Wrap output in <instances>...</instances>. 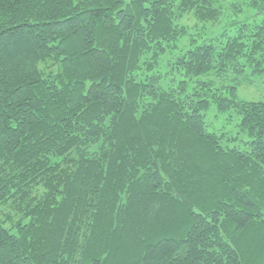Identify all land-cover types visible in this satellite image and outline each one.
<instances>
[{
    "label": "trees",
    "instance_id": "1",
    "mask_svg": "<svg viewBox=\"0 0 264 264\" xmlns=\"http://www.w3.org/2000/svg\"><path fill=\"white\" fill-rule=\"evenodd\" d=\"M229 1L0 0V264H264V0L206 36Z\"/></svg>",
    "mask_w": 264,
    "mask_h": 264
},
{
    "label": "rangeland",
    "instance_id": "2",
    "mask_svg": "<svg viewBox=\"0 0 264 264\" xmlns=\"http://www.w3.org/2000/svg\"><path fill=\"white\" fill-rule=\"evenodd\" d=\"M233 3V4H232ZM228 9L226 10L227 17H223L219 23H216L214 25L209 24L207 25L208 35L209 37H214L218 33H220L224 26H226L227 23H230L233 19L235 20H242L245 19L246 16L249 13V10L247 9V6L243 3H241L239 0H230L227 3ZM236 5V8H234ZM234 9L240 10L238 12H233ZM185 23H188L189 25H194L195 19L192 15H188L184 19ZM55 66V65H54ZM47 68V67H46ZM47 69L56 70L57 67H48ZM239 89V96L241 98L245 99H260L264 94V76L262 78H257L254 80L253 85L249 86L246 84L242 85ZM206 121L209 123V128L216 129L219 128L222 124H225L227 121H225V117L220 118H212V112L211 110L208 111V116ZM232 122H230V125ZM21 218V215L19 212L15 211L10 203H2L0 204V221L4 223L5 226L9 227L13 225V223ZM4 220V221H3Z\"/></svg>",
    "mask_w": 264,
    "mask_h": 264
}]
</instances>
